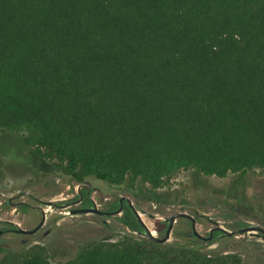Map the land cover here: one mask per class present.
<instances>
[{
	"label": "trees",
	"instance_id": "1",
	"mask_svg": "<svg viewBox=\"0 0 264 264\" xmlns=\"http://www.w3.org/2000/svg\"><path fill=\"white\" fill-rule=\"evenodd\" d=\"M0 133L77 184L150 199L139 183L180 170L264 173V0H0ZM117 219L143 235L126 201ZM179 219L173 244L125 238L65 262L38 248L22 264H241L202 251L220 231L201 240Z\"/></svg>",
	"mask_w": 264,
	"mask_h": 264
},
{
	"label": "rangeland",
	"instance_id": "2",
	"mask_svg": "<svg viewBox=\"0 0 264 264\" xmlns=\"http://www.w3.org/2000/svg\"><path fill=\"white\" fill-rule=\"evenodd\" d=\"M26 150L20 138L0 133V222L12 221L21 228L32 229L42 219V208L45 223L35 234L0 236V264H22L38 248L45 251L49 260L65 262L92 244L146 238L121 224L117 219L120 214H71V210L79 208L72 202L76 201L82 186L89 187L95 206L102 211L109 202L127 196L138 211L153 215V218L143 214L141 217L155 236H163L158 228L164 226L166 218L179 212L199 215L196 229L204 236L216 225L232 231L230 225L236 220L264 228V173L260 170L249 171L244 176L230 173L225 178L205 176L195 169L180 170L156 189L139 183L144 192L154 194L150 199L130 193L128 182L117 187L89 178L86 183L77 184L49 160H35L39 168L36 164L30 166L27 157L33 156ZM36 167L39 174L33 175L30 169ZM234 186L238 187L236 191L231 190ZM241 196L245 199H239ZM20 202L27 204L26 211L19 206ZM48 202L57 206H50ZM185 225V220L177 219L165 243L176 242V231H182ZM177 242L183 244V241ZM201 249L208 255L236 254L241 264H264V240L249 234L226 237Z\"/></svg>",
	"mask_w": 264,
	"mask_h": 264
},
{
	"label": "water",
	"instance_id": "3",
	"mask_svg": "<svg viewBox=\"0 0 264 264\" xmlns=\"http://www.w3.org/2000/svg\"><path fill=\"white\" fill-rule=\"evenodd\" d=\"M82 188H88L87 186H82ZM80 192V190H79ZM120 202L122 201H126L128 206L130 207V209L132 210L133 214L135 215V217L137 218V220L142 224L143 226V235L150 241H154L156 243H165L169 240L172 230L174 228V224L177 221V219L179 218H186L190 221L191 223V230L192 233L194 235H196L198 238H200L201 240H209L212 237V234L214 231H220L222 233V236L225 237H231V236H236V235H243V234H249V235H253V236H257L260 237L264 240V228L260 225H253V224H249L245 227L242 228H238L235 230H227L219 225H216L215 227L211 228L210 231L208 232L209 235L208 236H204L202 234H200L197 229H196V219L194 216L187 214L185 212H179L176 214L171 215L170 217L166 218L165 222H167V228L165 230V233L163 236H155L153 234V231H151L143 222V219L141 217V214L145 215V216H149L151 218H153V215H150L148 213H146L145 211H138L132 201L127 197V196H123L119 199ZM50 206H57L54 202H48L47 203ZM67 206V205H66ZM65 207V206H62ZM42 211V219L40 221V223L38 225H36L34 228L32 229H24L21 228L19 224H17L16 222H12V221H7L8 223H10L11 225L16 227V232L21 233V234H33L35 233L39 228H41L45 222V215H44V211L42 208H40ZM122 211V206H120L118 209H116L115 211L112 212H107L105 213L102 210H99L95 205H93L92 207H88V208H82V209H78V210H71L70 213L71 214H75V213H96L98 215H110V216H114V215H119ZM3 231L0 230V236L2 235Z\"/></svg>",
	"mask_w": 264,
	"mask_h": 264
},
{
	"label": "flooded vegetation",
	"instance_id": "4",
	"mask_svg": "<svg viewBox=\"0 0 264 264\" xmlns=\"http://www.w3.org/2000/svg\"><path fill=\"white\" fill-rule=\"evenodd\" d=\"M26 149H28V148H26ZM26 151H28V152H30L29 153V155H31V151L28 149V150H26ZM30 158H32V157H27V159L29 160ZM34 162H36L37 160L35 159V157L32 159ZM36 160V161H35ZM40 164L39 163H37L36 162V166H38V167H40L39 166ZM82 190H86V193L84 194L83 193V191H81V192H79L78 191V195H77V197H76V201L75 202H72V205H79V208H77V209H74V210H78V209H82V208H88V207H92L93 205H95L94 204V202H93V200H92V198H91V191H90V189H89V187L88 188H82ZM85 197H87V198H89L90 199V205L89 206H86V207H84L83 206V203H84V198ZM120 199V198H119ZM119 201V200H118ZM120 202V201H119ZM123 202L124 201H122V202H120V206H122V210H123ZM24 204V202H20L19 203V206H20V204ZM119 206V207H120ZM113 211H115V210H113ZM104 212L105 213H107V212H112V211H108L107 209L106 210H104ZM122 212V211H121ZM101 216H110V215H106V214H103V215H101ZM40 223V222H39ZM38 223V224H39ZM45 223V222H44ZM167 223V222H166ZM37 224V225H38ZM0 230L1 231H3V233H2V235L1 236H3V235H5V234H7V233H13V234H20V235H26V234H21V233H18V232H16V227L15 226H13V225H11L10 223H8L7 221H3V222H0ZM44 225V224H43ZM43 227V226H42ZM42 227L41 228H39L35 233H37V232H39L41 229H42ZM34 228V227H33ZM35 233H33V234H35ZM49 233V231H47L45 234H48ZM28 235V234H27Z\"/></svg>",
	"mask_w": 264,
	"mask_h": 264
}]
</instances>
